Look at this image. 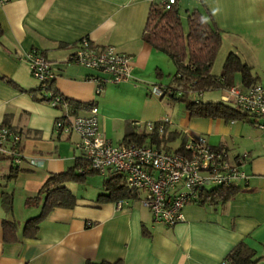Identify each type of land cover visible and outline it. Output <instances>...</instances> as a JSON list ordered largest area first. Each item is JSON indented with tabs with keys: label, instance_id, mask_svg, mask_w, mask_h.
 Returning <instances> with one entry per match:
<instances>
[{
	"label": "crops",
	"instance_id": "crops-1",
	"mask_svg": "<svg viewBox=\"0 0 264 264\" xmlns=\"http://www.w3.org/2000/svg\"><path fill=\"white\" fill-rule=\"evenodd\" d=\"M159 1L9 0L0 6V124L20 133L23 156L13 175L7 160H0V194L2 190L12 193L11 215L0 203V264H85L89 260L219 264L239 241L256 255H264V129L248 120L191 117L186 109L168 127L203 135L209 144L231 154L246 152L243 169L249 178L244 186L239 184L217 203L185 205L184 220L168 226L154 222L137 197L103 200L99 194L105 192L106 175L95 180L93 172H87L65 182L75 195L72 207H51L39 218L33 236L23 234L26 220L42 213L45 197L40 190L48 176L77 169L83 155L76 146L79 136L75 132L55 130L62 109L49 104L24 55L30 50L42 52L52 63L55 88L71 106H77L74 113H84L83 106L93 102L101 132L113 144H120L128 125L140 118L155 121L160 115L150 105L137 114H113L117 109L108 95L120 98L149 92V83L163 78L168 63L175 71L172 61L144 39L148 12ZM181 4L185 14L198 10L219 31L220 47L226 51L222 66L233 52L250 67V82L244 83L236 72L235 84L243 89L254 83L264 85V0H178V9ZM183 28L186 31L187 26ZM83 37L94 45H110L131 55L130 79L106 84L116 86L108 90L105 85L95 93L88 76L98 73L67 62ZM144 98L158 104L151 96ZM120 126L124 133L113 141L111 136H117L114 130ZM10 216L18 223L16 238L4 241L2 220Z\"/></svg>",
	"mask_w": 264,
	"mask_h": 264
},
{
	"label": "built area",
	"instance_id": "built-area-1",
	"mask_svg": "<svg viewBox=\"0 0 264 264\" xmlns=\"http://www.w3.org/2000/svg\"><path fill=\"white\" fill-rule=\"evenodd\" d=\"M8 1L0 0V6ZM177 1L160 0L165 8L176 5ZM24 58L49 104L62 109L54 122L55 130L75 132L79 136L76 146L92 171L102 175L121 174L127 189L150 211L154 222L168 226L182 222L183 207L197 202L198 193L204 188H236L247 183L249 175L243 169L247 153L231 154L224 147L209 144L200 134L184 130L187 138L182 150L176 152L148 144H113L99 128L98 110L93 102L83 106L84 113H74L77 106H71L55 88L52 63L42 52L30 50ZM67 62L98 73L88 76L95 85V93H100L106 84L127 81L131 77V55L110 45H94L86 37L79 40ZM170 92V88L158 84L149 88V93L158 97ZM177 94H181L180 91ZM220 99L247 112L253 124L264 129V85L254 83L243 89L234 83L222 88ZM166 122V119L158 124L147 121L144 126L149 131L155 127L161 130ZM20 140L18 131L0 124V153L11 154L15 163L22 160L20 150L15 147Z\"/></svg>",
	"mask_w": 264,
	"mask_h": 264
},
{
	"label": "trees",
	"instance_id": "trees-1",
	"mask_svg": "<svg viewBox=\"0 0 264 264\" xmlns=\"http://www.w3.org/2000/svg\"><path fill=\"white\" fill-rule=\"evenodd\" d=\"M185 19L186 31L177 6L165 8L159 1L151 6L146 20L144 39L154 49L164 53L175 67L170 84L165 86L171 89L168 96L185 101V108L191 117H220L227 120H248L253 123V119L247 112L230 102L221 99L203 101L199 97L207 89H222L234 84L233 76L236 72L241 73L244 83H249L250 67L243 63L238 55L230 52L224 60L222 71L219 74L212 73L210 69L221 42L219 31L198 10L188 12ZM177 91L181 94H177ZM162 120L152 122L158 124ZM167 122L163 123L161 130L155 127L149 131L144 124L141 126L139 121H134L132 126L128 125L126 128L120 144H148L165 151H181L185 142L184 132L170 129ZM176 138L181 140L179 146L170 149L169 144ZM15 147L20 150L19 143ZM0 160H7L10 172H13L12 175L17 172L18 163L14 162L11 154L0 153ZM87 172L94 171L90 169L89 163L82 155L77 169L50 174L40 190L45 197L42 213L26 220L22 227L23 234L33 236L38 227L39 218L51 207H72L75 195L66 187L65 182L69 179L77 180ZM103 186L105 192H101L99 197L105 201L136 197L125 186L121 174H107L103 178ZM236 188H204L199 191L197 201L201 204L217 203L228 198ZM37 197L28 199L27 203ZM0 203L11 215L12 193L2 190ZM17 228L18 223L11 216L4 218L2 220L4 241L14 240ZM85 264H122V262L121 260L114 262L89 260ZM219 264H264V255H256L253 248L239 241L226 253Z\"/></svg>",
	"mask_w": 264,
	"mask_h": 264
},
{
	"label": "rangeland",
	"instance_id": "rangeland-1",
	"mask_svg": "<svg viewBox=\"0 0 264 264\" xmlns=\"http://www.w3.org/2000/svg\"><path fill=\"white\" fill-rule=\"evenodd\" d=\"M187 2V1H186ZM185 7L181 4L180 9H179V14L182 16V22L184 25L186 22V9H184ZM225 48L222 46L219 48L218 50V54L216 55V58L211 66V72L218 74L222 68V59L224 57V55L226 54V51L224 50ZM167 62V61H166ZM170 65L169 66V70L167 68H165L164 73H163V78H161L160 80H153V82L149 83V87L151 88L154 84H159V82H161V86H168L171 82V78L173 75V67L171 63H168ZM166 67V66H165ZM168 72V74H166ZM260 74V72H259ZM261 75V74H260ZM114 86L116 85H106L105 89L107 88L108 90H110V88H114ZM119 86V85H118ZM151 96L153 98H155L158 102V104H154V103H147L146 99L144 98V96ZM222 94V89L221 88H216V89H207L205 91H203L202 95H199V97L201 98V100L203 101H210V100H218L220 99ZM102 95H97V98L101 99ZM108 99L113 100V102L111 103L112 106H114L115 109L117 110H113V114H123V113H139V111L143 108V107H148L150 106H155L156 110H157V114L160 115V119H166L168 120V124H174L176 123V120H178L182 115L185 114V101H181L178 99H174L170 96H168L167 94L164 95L163 97H158L155 95L150 94L148 91H143L142 93H136L133 95H121L120 98H116L114 96V94H110L108 95ZM139 119V118H138ZM141 121H139L140 125L142 126L145 122H147V120L145 121L144 119L140 118ZM114 132L117 134V136H111L113 141H117V139H119L120 137H122L121 135H123L124 130H123V126L117 127L115 128ZM184 134V133H183ZM185 135V139L187 138L186 134ZM117 137V138H115ZM181 140L180 138H176V140H173V142H171L170 145V149H175L179 146ZM93 177H95V180H100L102 178V176L98 173H94L91 175Z\"/></svg>",
	"mask_w": 264,
	"mask_h": 264
}]
</instances>
